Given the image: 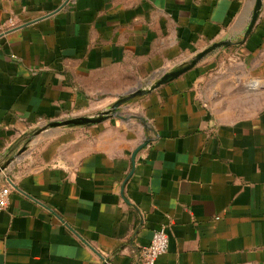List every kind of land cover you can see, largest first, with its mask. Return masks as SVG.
<instances>
[{"label":"crops","instance_id":"1","mask_svg":"<svg viewBox=\"0 0 264 264\" xmlns=\"http://www.w3.org/2000/svg\"><path fill=\"white\" fill-rule=\"evenodd\" d=\"M255 4L0 0V264H144L163 225L157 264H264ZM222 42L118 117L51 126L96 117Z\"/></svg>","mask_w":264,"mask_h":264},{"label":"water","instance_id":"2","mask_svg":"<svg viewBox=\"0 0 264 264\" xmlns=\"http://www.w3.org/2000/svg\"><path fill=\"white\" fill-rule=\"evenodd\" d=\"M263 5V0H256L255 8L253 11L252 19L250 22V25L247 30V35L250 33V31L253 29L260 10ZM230 43L228 42H222V43H217L213 45L210 49L204 51L203 53H200L194 60L183 66L182 68L172 71L170 73H167L163 75L159 81L153 85L148 91L144 89H139L136 90L128 95H126L123 98H120L108 111L101 113L100 115L96 117H79V118H72V119H67L64 121H58L56 123H52V127H66V126H86V125H97L100 124L106 120H108L110 117H118V112L119 109L125 105L127 102L131 101L132 99H135L139 96L145 95L147 92L157 89L160 86L180 77L181 75L185 74L186 72L190 71L192 68L196 66L197 63H199L202 59H204L208 54L214 52L215 50L222 48V47H227L229 46ZM142 147H139L134 156L138 153L139 150H141Z\"/></svg>","mask_w":264,"mask_h":264},{"label":"built area","instance_id":"3","mask_svg":"<svg viewBox=\"0 0 264 264\" xmlns=\"http://www.w3.org/2000/svg\"><path fill=\"white\" fill-rule=\"evenodd\" d=\"M10 27L15 26L14 21H9ZM10 188L4 187L0 189V213L7 209L10 200ZM169 249V236L166 226L163 225L160 229L154 231L149 245L141 249V255L144 264H157L158 259L167 253Z\"/></svg>","mask_w":264,"mask_h":264},{"label":"rangeland","instance_id":"4","mask_svg":"<svg viewBox=\"0 0 264 264\" xmlns=\"http://www.w3.org/2000/svg\"><path fill=\"white\" fill-rule=\"evenodd\" d=\"M146 85H144L142 88H144ZM132 93V92H131ZM130 102V101H129ZM128 103V102H127Z\"/></svg>","mask_w":264,"mask_h":264}]
</instances>
